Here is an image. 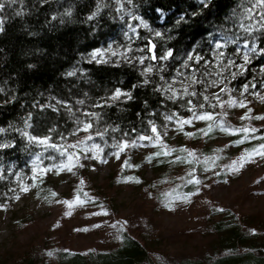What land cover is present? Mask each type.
Listing matches in <instances>:
<instances>
[{
	"label": "trees",
	"instance_id": "16d2710c",
	"mask_svg": "<svg viewBox=\"0 0 264 264\" xmlns=\"http://www.w3.org/2000/svg\"><path fill=\"white\" fill-rule=\"evenodd\" d=\"M0 4L4 6L0 9V206L17 199L37 165L60 162L59 152L30 141V136L48 137L49 144L62 146L90 122V141L106 157L118 150V142L149 136L153 123L163 129L171 123L166 119L171 114L191 116L187 108L192 105L197 113L216 115L219 106L210 104H217L213 92L219 87L228 90L221 97L264 89V6L258 0H0ZM230 40L236 42L226 43ZM218 42L226 44L219 58ZM253 47L256 51L250 52ZM168 51L173 57L151 59ZM189 55L204 59L189 61ZM229 61L235 66L222 67ZM149 67L151 72L146 71ZM197 79L203 83L189 86ZM212 80L223 82L210 87ZM169 83L176 93L173 99L166 90ZM184 88L197 95L189 97ZM117 89L132 98L113 100ZM189 99L192 105H186ZM97 130L103 137L96 135ZM232 219L231 236L240 241L245 236ZM120 237L115 250L63 252L59 264H155L140 242L126 232ZM262 253L248 249L242 255L217 258L213 264H264ZM24 264L36 261L29 257Z\"/></svg>",
	"mask_w": 264,
	"mask_h": 264
},
{
	"label": "rangeland",
	"instance_id": "374dc122",
	"mask_svg": "<svg viewBox=\"0 0 264 264\" xmlns=\"http://www.w3.org/2000/svg\"><path fill=\"white\" fill-rule=\"evenodd\" d=\"M221 101H235L231 107L224 103L214 115L228 132L215 124L208 135L197 131L211 121L194 120L183 131L171 122L157 129L162 141H139L119 159L92 148L89 131L65 142L62 146L79 156L70 162L76 165L72 172L44 174L36 166L24 187L29 190L0 206V264H24L29 257L36 264H59L63 252L112 251L122 232L140 242L155 264H213L248 249L264 255V157L257 154L264 151V120L240 118L245 113L264 116V89L247 96L223 95ZM240 101L247 107H239ZM243 128L249 131H238ZM77 139L83 143L69 148ZM145 144L149 146H141ZM161 144L173 151L149 163L146 157L161 150ZM85 153L98 159L86 160ZM177 156L190 162L171 163ZM62 162L69 163L66 156L56 165ZM189 173L200 183H188L193 179ZM77 195L85 203L77 202ZM63 201L73 202L72 207ZM230 218L240 224L245 236L240 241L231 236Z\"/></svg>",
	"mask_w": 264,
	"mask_h": 264
},
{
	"label": "snow or ice",
	"instance_id": "6c2138e0",
	"mask_svg": "<svg viewBox=\"0 0 264 264\" xmlns=\"http://www.w3.org/2000/svg\"><path fill=\"white\" fill-rule=\"evenodd\" d=\"M205 3H206V0H205ZM258 5L259 6H264V0H258ZM4 6L3 4H0V9H2ZM261 21L264 22V15L261 16ZM243 27V25H241ZM2 30V29H0ZM245 31H247V29H245ZM156 35H160L159 33H157ZM236 41H226V43H235ZM226 46V44H221V43H216L215 44V50H216V55H217V58L219 57H222L224 56V53L223 51H221L222 48H224ZM153 48H155V45L152 46ZM245 47H247V45H245ZM250 52H255L256 49L253 47V48H250L249 49ZM95 55V54H94ZM170 57H173V52L172 51H168L165 55L163 56H160V57H157L155 55H153L151 57V59L153 60H156V59H162V60H167L169 59ZM204 58L202 56H192V55H189L187 57V60L189 61H195L197 63H199L200 61H202ZM243 59L247 62L249 57L247 54L244 55ZM142 62V61H141ZM236 62L235 61H229L227 64H222V67H230V66H235ZM185 67H187V65H185ZM241 68L243 67L242 65L240 66ZM147 72H151L152 71V68L149 67L146 69ZM207 71V70H205ZM69 75H72V73H69ZM202 76L204 75V73L201 74ZM207 75H212V73H207ZM234 75V74H233ZM160 79H164L163 76L160 77ZM223 81H217V80H212L209 84L210 87H217L219 85V83H222ZM145 83H148V81H145ZM183 83V81L181 82ZM193 83H203V80H200V79H197V80H190L189 82V86H191V84ZM167 91L169 92H172V95L169 96V99H173L175 96H176V93L172 91V85L169 83L168 86H167ZM156 91H159V89H156ZM227 87L224 86V87H220L219 88V91L218 92H215L213 93V97L216 99L217 101V104H210V107L212 108H216L217 106L223 108L224 107V103H228L229 106H233L235 104V101H228V102H222L221 101V94L222 93H227ZM244 91L247 92L248 91V87L247 85L244 86ZM184 93L187 94L189 97H194L197 95V93L195 91H192V92H189L187 88H184ZM121 96H126L128 99H131L132 96L130 93H125V92H122L120 89H117L115 94L112 96V99L113 100H117L119 99ZM203 100L204 101H208L209 100V97L208 96H204L203 97ZM80 103H83V101H80ZM186 105H192V101L191 99L187 100L186 102ZM199 107L202 109L204 107V104L203 103H200ZM239 107L241 108H246L247 105L243 102V101H240L239 102ZM195 105H192L191 107H188L187 110L189 112L192 113L191 117L190 118H183L182 116H178L176 114H171L169 116L166 117V119L170 122H174L176 125H177V129L180 130V131H183V128H184V125H189L191 126L193 124V121L194 120H204V121H211L212 123H209L207 125V129H198L197 131L202 133L203 135H208L212 130H213V124L216 125V127H218L221 131H224V132H228L229 128L228 126L221 120V121H217L214 117V115L212 113H207V112H202V113H197L195 110ZM252 110L251 109H248V112H251ZM86 116H94L95 114L93 113H85ZM226 115V113H225ZM241 119H256V120H264V116H249L248 113H245L243 116L240 117ZM80 123H83V122H80ZM166 127V126H165ZM93 128V124L92 123H83V127L82 128H79L77 130H75L73 132V135L76 136L77 133L79 131H89V129H92ZM238 131H243V132H248L249 129L248 128H243V129H240ZM252 132H255L257 131V129L253 128L251 129ZM151 132L153 134H155L154 136H138L135 140H132L131 142L129 141H121V142H118V144L116 145L118 151L117 152H114L113 155L119 159L120 158V153L123 152L126 148H128L129 146L131 147H136L138 142L139 141H143V140H147L149 142H152L153 140H157V141H162V137L160 135V133L158 132L157 130V127L156 125L153 123L152 124V127H151ZM167 133H165L166 135ZM24 135H28L27 133H24ZM96 135L97 136H100V137H103L104 133L100 132L97 130L96 132ZM125 135H128L127 133H125ZM185 135H188L190 137H194L195 136V133H185ZM87 139L91 140L93 139V136L90 134ZM29 140L32 141V142H36V143H39V144H43V145H47L48 147H51L53 150L59 152V154L61 156H66L67 157V161L69 163H60L59 165H54L53 168H47V167H44V168H41L40 171L43 172L44 174H47L48 172H52L54 171L55 174H60V172L62 171H67V172H72L73 171V167H75L76 165L70 163L73 161L74 157L76 160H79V156L76 155V153H71V152H68L67 149H65L63 146H59V145H56V144H49V138L48 137H44V138H37V137H32L30 136L29 137ZM243 141L241 140H238L236 141L237 144L239 143H242ZM83 143L82 140L80 139H77V143L74 144V145H69L68 147L69 148H75L77 147L79 144ZM142 147H148L149 145L145 144V145H141ZM4 147H8V145H4ZM97 145H92V148H96ZM262 148H264V145L261 146ZM164 148H166L165 145L161 144V150L149 155L148 157H146L147 161L149 163H151L154 159L158 158V157H161V156H164V157H167L168 155L171 154V151L173 150H163ZM178 151H186L185 149H180ZM258 155L264 157V151H260L257 153ZM188 156L189 157H194L195 154L191 151H188ZM84 159L86 160H93V159H98V157L96 156H89L87 155V153L84 154ZM241 159H244V157H241ZM102 163H107V160H103L101 159ZM160 162H165V161H160ZM176 162H179V163H185V162H190L188 161L187 157H180V156H177L176 159L174 161H171V163H176ZM122 163L125 165V166H131L128 161H122ZM235 164V162H233ZM80 167H84L85 165L83 164H80L79 165ZM37 167H39V165H37ZM190 176H193L192 173H189ZM136 182H139V181H136ZM81 184H83V181H80ZM188 183H194V184H199L200 181L198 179H195V177L193 176V179H190L188 181ZM29 189L28 188H23L22 191H25L27 192ZM78 192H79V189H78ZM53 196L56 195V193H52ZM86 195V194H85ZM18 198V197H17ZM77 202H80V203H85V201H80V197L79 195H77V197L75 198ZM63 203H66L68 204L69 207H72V203L73 202H70V201H63ZM222 211V210H221ZM106 214V213H104Z\"/></svg>",
	"mask_w": 264,
	"mask_h": 264
}]
</instances>
